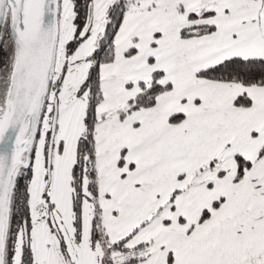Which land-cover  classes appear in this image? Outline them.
I'll return each instance as SVG.
<instances>
[{"label":"snow or ice","instance_id":"snow-or-ice-1","mask_svg":"<svg viewBox=\"0 0 264 264\" xmlns=\"http://www.w3.org/2000/svg\"><path fill=\"white\" fill-rule=\"evenodd\" d=\"M0 264H264V0H0Z\"/></svg>","mask_w":264,"mask_h":264}]
</instances>
